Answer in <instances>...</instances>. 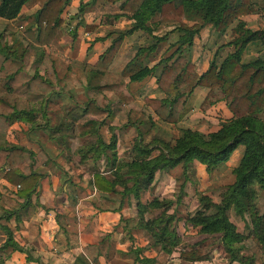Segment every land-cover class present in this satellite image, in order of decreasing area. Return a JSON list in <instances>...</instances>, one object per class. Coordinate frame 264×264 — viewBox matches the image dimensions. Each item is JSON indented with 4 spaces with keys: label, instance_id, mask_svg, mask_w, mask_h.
Returning <instances> with one entry per match:
<instances>
[{
    "label": "trees",
    "instance_id": "trees-1",
    "mask_svg": "<svg viewBox=\"0 0 264 264\" xmlns=\"http://www.w3.org/2000/svg\"><path fill=\"white\" fill-rule=\"evenodd\" d=\"M104 1L117 3L119 12L108 16L112 19L125 16L130 20L128 26L108 31L116 32V36L94 63L70 61L86 71V99L75 108H68L70 120L37 123L36 117L44 114L49 95L56 92L54 66L45 47L59 48L58 40L64 29L63 11L69 0H0V17L5 19L19 18L22 6H38L33 22L21 32L4 28L0 31L2 178L17 186L15 195L22 200L20 206H25L42 175L39 167L48 160L43 148L34 152L23 145L8 143L5 128L10 122L20 119L40 127L64 147L68 145V131L79 124L81 135L87 134L92 139L76 147L78 159H89L93 163L100 156L106 159L102 170L93 164L89 183L98 192L118 193L120 202L124 196L133 200L136 214L122 218L123 229L128 232L132 228L142 229L150 239L147 248L166 253L178 248L181 260L198 261L208 259L215 246L223 253L226 264H264L257 262L252 253L244 252L247 248L244 239L248 236L264 250V208L258 210L254 201L257 190L264 188V56L248 61L241 58L248 42L258 40L264 45V27L253 28L239 22L242 16L256 10L253 0ZM82 7L80 3L77 11ZM234 20L237 23L229 27L231 37L216 47L229 44L232 49L219 61H216L215 50L206 68L196 71L190 58L194 37L206 25L220 35ZM161 28L166 31H160ZM135 30L150 34L152 42L137 46L119 72L109 69L122 37ZM6 35H9L8 40ZM163 42H167L165 49L158 53ZM28 44L40 47L37 65L31 73L23 68ZM150 76L154 77V91L164 96H144L143 101L161 121L176 123L181 120L190 110L188 99L196 86L205 88L198 104L200 110L223 101L231 116L220 120L212 131L180 128L179 134L170 140L155 134L144 142L136 135L129 154L117 156L114 134L104 142L97 132L98 126L114 112L104 91H111L116 102L128 103L133 99L129 83ZM65 116L67 119V112ZM238 145L243 148L231 169L233 180L222 186L215 198L199 192L195 208L185 213L184 226L201 235L198 240L184 242L183 237L188 235L177 230L179 218L174 206L183 192V183L179 184L174 199L153 196L141 201L156 171L169 172L179 166L185 177L193 161L204 164L205 170L210 171L226 161ZM230 209L243 220L248 235L230 219ZM16 211L11 209L3 217L6 219L14 214L17 219ZM0 227L5 233L2 247L21 249L12 239L9 228L2 224ZM207 239L210 240L206 242ZM132 252L134 264H158L154 256L143 254L139 247H134ZM94 261L78 253L73 264H94Z\"/></svg>",
    "mask_w": 264,
    "mask_h": 264
},
{
    "label": "crops",
    "instance_id": "crops-1",
    "mask_svg": "<svg viewBox=\"0 0 264 264\" xmlns=\"http://www.w3.org/2000/svg\"><path fill=\"white\" fill-rule=\"evenodd\" d=\"M253 2L256 10L242 16L239 22L248 27H264V0H253ZM80 3L83 4L82 10L77 11ZM108 4L104 0H69L64 8V21L73 25L74 34L63 32L58 40L59 48L51 45L45 47L54 66L56 77L54 90L56 92L49 95V99L44 104V114L36 117L37 123L69 121L71 117L69 113L65 119L68 111L65 109L66 104L70 106L69 108H75L86 99L84 94L86 83L81 81L82 77H79L80 74L85 76L86 71L71 64L70 61L73 59L89 64L94 63L100 53L111 43L112 38L116 36V32L109 33L108 31L128 26L130 21L125 16L113 19L109 17L108 14L118 13L119 10L116 2ZM37 7L36 4L30 7L22 6L19 18L0 17V31L4 28L7 31L21 32L33 22L34 11ZM235 23L237 21L234 20L220 35L228 40L231 37L229 27ZM86 26H91V28H86ZM209 28L208 25L204 26L199 34L207 36L206 32ZM67 29L70 30L68 25ZM211 31L213 32L212 28ZM6 39H9V35H6ZM148 39L152 42V36L141 30L124 35L108 68L119 72L133 56L137 46L151 43L147 41ZM223 46L225 47V45L217 49L215 47L214 51H224L225 55L231 50L230 46L227 45L224 49ZM39 50V46L27 45L23 55V68L27 72L31 73L35 69ZM224 55L219 58L221 59ZM258 56H264V45L258 40L248 42L241 53L243 61L252 60ZM59 78L61 81L58 80ZM125 81L127 82V79ZM154 87L153 76L139 82L129 83L133 99L128 103L116 102L117 98L111 91H104L111 101L114 112L98 126L97 132L104 142L109 141L111 133L114 134V150L117 156L126 153L125 147H130L136 135L147 142L152 135H158L157 131L161 132L160 130L170 128L177 129L174 132L176 135L183 127L207 132L216 129L220 120L231 116L224 102L218 101L205 110H200L198 106L192 108L186 117L176 123L161 121L143 101L144 96H164L161 92H155ZM204 92L205 88L196 86L189 99L194 93H198L197 102L199 103ZM81 94L83 99L80 100ZM214 110H217L214 116L221 115L223 119H219L216 123L214 121V124L210 121L212 123L210 129H201L202 127L193 123L194 118L211 117L210 120L215 119L210 115L215 112ZM80 127L79 124H75L73 129L68 131L67 135L74 138L73 143L83 136L80 133ZM5 136L8 143L23 145L34 152L43 148L48 154V160L40 165L39 170L42 175L30 195L29 203L25 206H20L22 200L15 195L16 186L2 178L3 171L0 169V215H2L0 224L9 228L12 239L21 247V249H11L8 245L2 247L5 233L0 227V264H73L74 257L78 253H82L89 260L95 259L94 264H134V253L132 252L134 247L141 248L145 255L154 256L158 264H226L223 253L215 246L208 259L186 261L179 258L178 248L169 253L155 252L147 248L150 239L142 229L132 228L130 232L123 229L122 218L136 214L133 200L124 196L120 202L118 193L98 192L89 183L93 164L102 170L106 161L105 157L100 156L95 163L89 159L79 160L76 156L72 157L71 161L66 155L76 153V149L73 150L70 141L67 147H64L49 138L42 128L34 127L20 119H15L6 126ZM162 136L166 137L163 133ZM125 142L129 145L124 147ZM66 158H69L70 162H67ZM227 160L218 164L211 172L222 169ZM192 166L194 174L198 172L199 175L204 174L205 177L208 174L204 164L193 161ZM201 169L204 172H201ZM170 172L156 171L152 184L142 193L141 201L149 200L153 196L174 199L179 192V185ZM185 180V184L182 182L183 192L179 194L180 197L174 207H176V215L179 218L177 230L188 235L194 231L186 228L183 220L185 213L195 208L196 197L188 195L185 189L190 184L191 178ZM11 209L17 210V219L14 214L6 219L3 217L5 212ZM186 237H183L184 242H186Z\"/></svg>",
    "mask_w": 264,
    "mask_h": 264
},
{
    "label": "rangeland",
    "instance_id": "rangeland-1",
    "mask_svg": "<svg viewBox=\"0 0 264 264\" xmlns=\"http://www.w3.org/2000/svg\"><path fill=\"white\" fill-rule=\"evenodd\" d=\"M110 5V3L108 4ZM64 21V29L63 32L67 33V32H71L72 31V27L73 25H69L68 22ZM67 25L69 27L70 30L67 29ZM127 25V24H124ZM127 26H122L120 28L117 29H123ZM211 28H209V31H207V36L203 35H198L194 37V42L193 45L191 47L190 50V58L191 60L194 62L195 64V70L196 71H200L202 70V68L207 65L208 61L211 59L213 53H214V49L215 47H217L219 44H223L227 41V38L223 37L222 35H218L215 34V32L211 31ZM160 31H166V29H162ZM174 35L172 34L169 38V40L173 37ZM206 37V38H205ZM150 41L151 40H147ZM168 41V40H167ZM167 43V42H166ZM166 43L163 42L160 44V46L158 47V53L162 52L165 49ZM225 47L228 45V47L230 46L229 49H232V46L229 44H224ZM224 46L222 47L223 49L225 48ZM157 53V54H158ZM216 61H219L222 55H224V51L221 52V50H219V52L216 53ZM28 61V60H27ZM79 77H82L81 81H85L86 76H84L83 74H80ZM60 80V78L58 79ZM61 81V80H60ZM146 89V88H145ZM145 91V90H143ZM198 93H194L193 96H191V98L189 99L188 103H189V107L190 110L189 112L192 110V108H197L198 106ZM82 96V94H81ZM80 100L83 99V96L79 98ZM66 108L68 109L70 106H68V104H66ZM215 112H213L212 116H214V113H216L217 110H214ZM189 112L187 114H189ZM69 113V111H67V114ZM71 114V112H70ZM187 114L184 116L186 117ZM220 115V114H219ZM183 117V118H184ZM215 119H212L211 117H200V118H194L193 123L197 124L198 127H202L201 129L207 130L211 128V122L214 121L215 123L219 120V119H223V116H219L216 117L214 116ZM182 118V119H183ZM194 126V125H193ZM176 129V128H175ZM177 130V129H176ZM176 130H174L173 128L167 129V130H160L161 132H158V136L164 138L163 135H166V137L164 139L166 140H170L171 138H173L176 133H174ZM67 142L70 141L71 142V147H73L76 149L75 145H81L84 144L86 141L91 140L92 138L89 135H83L81 136V138L77 139L75 143H73L72 140H74V138L72 136L67 135L66 137ZM127 144V142H125V145H123L124 147ZM243 146L242 145H238L235 149L237 151H232L230 156L231 158L227 160V162L223 165V168L220 170H217L216 172H211L210 171H206L208 174H206V177L203 175H199L198 172H195L194 174V167L189 166V168L187 169L186 173H185V177L181 174V169L179 166L175 167L173 170H171V176H173L176 179V182H178V185L180 183H184L186 182V178H191L190 184L188 186L185 187V189L188 192V195L190 196H194L196 197L197 194L201 191L204 192L206 191L209 195H211L212 197H217L219 190L221 189L222 186H224L227 183H230L233 180V175L231 173V168L235 166L238 158L240 157V150H242ZM126 149V153H123L122 156H126V154H128V150L130 149L129 146L125 147ZM124 149V150H125ZM67 157L70 158V160L72 161V157L76 156L78 157V155L74 152L70 155H66ZM65 157V156H64ZM69 158L67 159V162H70ZM201 172H204L201 169ZM211 172V173H210ZM185 178V179H184ZM199 187H201L200 189H198ZM255 203H256V207L258 210H262L264 208V188L257 190L256 196H255ZM193 209V208H192ZM228 215L230 217L231 220H233L236 223L237 228L244 232L245 234L248 235V228L245 227L243 220L234 213V211L232 209L228 210ZM201 237V235L195 234V233H189L188 236L186 237V241L187 242H192L195 240H198ZM210 239H207L206 242H208ZM244 243L246 245V250L244 252L247 253H252L256 259L257 262H262L264 263V250H262L260 248V246L251 238V237H245L244 239ZM214 246V244H212Z\"/></svg>",
    "mask_w": 264,
    "mask_h": 264
},
{
    "label": "built area",
    "instance_id": "built-area-1",
    "mask_svg": "<svg viewBox=\"0 0 264 264\" xmlns=\"http://www.w3.org/2000/svg\"><path fill=\"white\" fill-rule=\"evenodd\" d=\"M17 187V186H16Z\"/></svg>",
    "mask_w": 264,
    "mask_h": 264
}]
</instances>
